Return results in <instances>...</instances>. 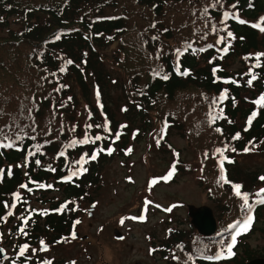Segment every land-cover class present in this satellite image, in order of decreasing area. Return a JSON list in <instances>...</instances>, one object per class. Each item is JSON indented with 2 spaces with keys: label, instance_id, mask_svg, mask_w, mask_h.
Returning <instances> with one entry per match:
<instances>
[{
  "label": "trees",
  "instance_id": "16d2710c",
  "mask_svg": "<svg viewBox=\"0 0 264 264\" xmlns=\"http://www.w3.org/2000/svg\"><path fill=\"white\" fill-rule=\"evenodd\" d=\"M127 2L0 0V130L11 140L23 137L15 147L0 149V169L4 170L0 217H6L0 219V247L16 264H36L28 251L41 241L56 244L62 235L70 234L81 213L75 212L73 204L89 206L97 201L100 175L118 148L125 150L129 144L142 142L154 124L167 119L169 130L173 120L176 126L172 129H181L193 140L200 158L198 178L215 195L218 226L212 236H203L194 227L186 235V229L176 222L181 231L172 241L174 264H246L264 258V250L252 247L249 241L264 223L261 206L253 229L240 238L231 259H202L228 241L224 237L230 226L247 211L232 188L233 184L244 188V184L231 180L230 169V183H218L216 148L227 149L233 157L229 166L235 171L240 170L236 165L240 156L252 147L248 143L262 142L264 149V107L254 103L264 95V55H260L264 54V31L252 25L264 14V0H129L133 6L125 12ZM224 12L234 17L225 20ZM57 35L60 39L53 40ZM221 37L224 41L218 43ZM167 42L174 43L168 51ZM113 45L118 46L120 55L114 48L110 54ZM183 46L185 53L176 58V50ZM225 47L228 51L224 54ZM184 71L189 74L182 75ZM253 74L257 79L249 85ZM225 90L226 107H216L213 101ZM255 109L254 122L243 129ZM211 114L219 117L215 123ZM194 115L197 118L192 119ZM237 130L241 135L234 139ZM117 133L120 138L113 143ZM96 135L102 139L69 147L73 140L94 139ZM114 144L117 149L113 148L111 155L101 152L76 180L58 181L78 166L75 161L83 154L91 156ZM61 152L65 155L60 156ZM34 183L45 187L37 188ZM23 184L32 191L22 188ZM17 193L21 202L6 208L5 203L11 206L16 201ZM26 200L48 209H57L64 201L67 208L46 215L34 212L25 226L23 217L29 215V210L22 214ZM9 210L12 216H7ZM187 224L192 225L190 219ZM219 232L222 235L218 236ZM25 243L31 248L20 257L17 251Z\"/></svg>",
  "mask_w": 264,
  "mask_h": 264
},
{
  "label": "rangeland",
  "instance_id": "374dc122",
  "mask_svg": "<svg viewBox=\"0 0 264 264\" xmlns=\"http://www.w3.org/2000/svg\"><path fill=\"white\" fill-rule=\"evenodd\" d=\"M132 6L133 4L128 0L124 11L128 12ZM171 40L174 42V38ZM140 41L144 42V37H140ZM166 45L169 47L168 51L174 43L167 42ZM112 48L117 49L118 54H121L117 45H113L109 52ZM113 91L119 95L115 89ZM216 98V107H223L224 103ZM192 106L193 104H190V108ZM215 116L217 115L211 114V118ZM195 118L197 116H192V119ZM171 122L170 130V124L165 119L161 123L154 124L149 135L145 136L142 142L129 144L125 150L118 148L116 155L102 171L103 175H100L101 186L95 195L97 198L93 203L95 207L91 205L82 209L85 212L82 211L84 216L79 225V232L82 237L84 236V240L69 238L50 246L46 251L40 249V245L33 246L34 248L27 254L49 262L52 258H56V264L59 260H64L62 264H67L66 260L70 261V264H174L176 258L172 247L174 243H169L170 248H164V245L172 241L173 237L179 236L181 226L182 229H186L184 230L186 235L189 234L191 227H194L193 224H187L188 220H191L189 211L195 212L201 207H210L217 219V210L215 195H212L207 185L198 178L201 169L200 158L193 140L186 138L181 129H172L176 123L173 120ZM245 126L246 124L243 129ZM189 127H192L191 122ZM158 140H161L159 144ZM112 147L117 149L115 144ZM239 160L236 164L239 171H235L233 166H228L231 180L242 182L245 189L241 187V192H248L251 197L254 196L252 201H255L257 193L264 188V181L257 178L258 174H264V151L262 152V149L254 144L250 147V151H245L240 156ZM182 163L187 166L181 168ZM174 164L176 171L179 166L181 172L178 176L174 174L171 180L165 182L162 178ZM176 176V180L172 181ZM153 180L157 183L152 184ZM97 188L98 186L92 192ZM146 200L151 203L146 205ZM14 203L17 205V200ZM39 205L35 201L27 200L22 214L28 210H40ZM160 205L167 209L171 207L172 213L164 212ZM141 215H146V221L131 219ZM165 215L170 216L165 218ZM122 218H126L123 223H121ZM196 228L194 230L197 231ZM216 228L218 229V226ZM259 228L260 232L252 235L249 241L252 247L264 250V223L260 224ZM116 230L123 239L116 237ZM169 233H172L170 238H168ZM222 233L219 232L217 235ZM222 244L212 254L222 250ZM208 249L210 250L211 247Z\"/></svg>",
  "mask_w": 264,
  "mask_h": 264
},
{
  "label": "snow or ice",
  "instance_id": "6c2138e0",
  "mask_svg": "<svg viewBox=\"0 0 264 264\" xmlns=\"http://www.w3.org/2000/svg\"><path fill=\"white\" fill-rule=\"evenodd\" d=\"M217 2H219V0H217ZM233 7H235V6H233ZM205 13H207V9H205ZM223 16H224V19L227 20V19H229V18H233V17H234V14L229 13V12H224ZM236 18H238V17H236ZM261 19H262V21H264V18H261ZM239 22H240V23H245L243 20H240ZM253 27H260V25H259V24H257V25H253ZM215 30H216V27H215V25H213V31H215ZM261 30L264 31V28H261ZM228 36H229V37H232V33H231V32H228ZM56 39L59 40V39H60V36L57 35V36H56ZM223 41H224V37H221L220 40L218 41V43H222ZM209 47H212V46L209 45ZM228 47H230V45H229ZM228 47H225V48L223 49V51H224L225 53L228 51ZM200 51H204V49H200ZM177 52H178V54H179V50H177ZM260 55H264V54H260ZM257 60H259V56H257ZM68 63L70 64V63H72V62H71V61H68ZM62 71H63V69H62ZM177 71H179V67H177ZM181 74H182V75H188L189 73H188L187 71H184V72L181 73ZM163 79L167 80V79H168V76H167V75H164V76H163ZM256 79H257V76H256V75H254V74L251 75V79L248 80V84L251 85L252 82H253L254 80H256ZM97 95L99 96V92L97 93ZM225 98H227L226 93L223 94V95L220 97V100L223 101ZM213 103H216V101L214 100ZM254 103H256L257 105H260V106L264 107V95H262V96H261L257 101H255ZM256 115H257L256 112H253V113H252V117H253V118H255ZM217 118H219V117H213V118H212V122H215V119H217ZM251 123H252V119H249V120H248V124L251 125ZM87 127H88V128H92L93 125H88ZM96 127H100V125H96ZM122 127H126V126H122ZM73 130H75V129H73ZM105 130H107V129H105ZM217 131H220V129H217ZM119 138H120V134L117 133L116 136H115V139L113 140V143H115V140H119ZM238 138H239V135H237L236 137H234V139H238ZM22 139H23V137L17 136L16 140H11V139H9L6 135L3 134V130H0V149H11V148L15 147V145H16V143H17L18 140H22ZM101 139H102V137H101L100 135H96V136L94 137V139H90L88 136H85V138L82 139V140H73V141L71 142V144L69 145V147H74V146H76L77 144H89V143H95L96 141H100ZM5 141H7V142H5ZM157 143L159 144V140L157 141ZM17 150H19V149H17ZM226 150H227L226 148L223 149V150H222V149H217V150H216L217 153H218V154L220 155V157H221V159L218 161V164H219V167H220V170H221V173H222L221 176H220V178H219V180H218V183L221 182V181H222L223 183H230V181L227 179V177L223 175L225 161H227L228 163H232V162H233V161L230 160L228 157H226V156L223 155V152L226 151ZM37 151H39V146H37ZM104 151H107V154H108V155H111L112 152L114 151V149H112L111 147H109L107 150H105L104 148H100L98 151L94 152L91 156H88L87 153L83 154V155L81 156V158H80L79 161H75V163L78 164V165H80V167H79L77 170L72 171V172L70 173V175L67 177V180H68V181H71L73 177H79V176L82 175L83 173H86V172L88 171V169H87L86 167H84V165L87 164V163H89L90 161H95V160L97 159L98 155H99L101 152H104ZM128 151L130 152L131 149H129ZM233 151H235V149H233ZM29 155H30V156H31V155H35V153H31V152H30ZM59 155H60V156H64L65 153H64V152H61ZM205 158H207V153H205ZM35 162H36L37 165L40 164V161H39V160H36ZM50 170H51V171H55V169H50ZM175 171H176V167H175V164H174V165L172 166L171 170H170V171L167 173V175L164 176L162 179H163L165 182L169 181V180L173 177V175L175 174ZM7 174H8V175H11V169L8 170V173H7ZM3 175H4V170H3V169H0V177H2ZM260 179H261L262 181H264V176H261ZM151 183H152V184H155V183H157V181H156V180H153ZM21 187L27 189L29 192L32 191L31 188H28V185H27V184H23V185H21ZM44 187H45L44 184H40V185H39V188H44ZM47 187H52V186H51V185H48ZM241 187H242V186L239 185V184H233V185H232V188H233V191H234L235 195L238 196V197H241V198L243 199V201H244V205H243V207H245V208H247L249 211H251V209H252V205H250V204L248 203V195H247L246 193H245V194H242V192H241ZM261 193H264V189H261L260 192L257 193V195L260 196ZM15 199H16L17 201H19V200L21 199L18 193L15 194ZM150 203H151V201H147V200L145 201V204H146V205H147V204H150ZM256 203L264 204V197H262L261 199L257 200ZM156 206L159 207V205H156ZM5 207H6V208H8V207L15 208V207H16V204L13 203L11 206H9L7 203H5ZM65 207H67V205L62 206V209L57 210V211H61V210H63V208H65ZM93 207H95V205H93ZM173 207H174V206H173ZM171 210H172L171 207L168 208V209H166V211H169V212H170ZM34 211H35V210H34ZM40 214H42V215H46L47 212H42V213H40ZM12 215H13V212H12L11 210H9L8 213H7V216H12ZM0 219L6 220V217H0ZM29 219H30V215H29L28 218H24L23 223L25 224V226H27ZM124 219H126V218H122V219H121V223H123ZM131 219H139V220L143 221V220L145 219V217H144L143 215H141L140 217H131ZM80 222H81V221L77 220L75 223H76V224H79ZM252 222H253V217L249 214V215L246 216V218H245V220H244V222H243L242 224H239V222H238L237 225H232V226H230V227H232V228H237V231L235 232V234L231 235V243H230V244L228 245V247H227V256H228V257H231V256L234 255V252H233V246H234V245L236 244V242H237V236L241 235V233H245V232H247V231L249 230V228L252 226ZM19 231L21 232V234H23V235H25V236L27 235V232L25 231L24 228H20ZM72 238H73V239L76 238V233H75V231L72 233ZM118 239H123V237H118ZM41 245L44 246V241H41ZM28 250H29V245H28V244L25 243V244L21 245V246L19 247V256H20V257H24V256H25V253H26ZM42 250L46 251V250H47V247H46V246L42 247ZM3 251H4L3 249H0V253H3ZM33 251H35V250H33ZM5 258H6V257H5ZM205 258H206V259H209V260H212V259L220 260V259H222V258H224V257H223V253H219V254H217V255L214 256V257H213V256H208V257H205ZM13 264H15V261H13ZM43 264H51V262H49V261H45V262H43Z\"/></svg>",
  "mask_w": 264,
  "mask_h": 264
},
{
  "label": "water",
  "instance_id": "95a60500",
  "mask_svg": "<svg viewBox=\"0 0 264 264\" xmlns=\"http://www.w3.org/2000/svg\"><path fill=\"white\" fill-rule=\"evenodd\" d=\"M194 221L201 232L211 234L215 231V220L209 207H201L193 212ZM264 264V260H254L248 264Z\"/></svg>",
  "mask_w": 264,
  "mask_h": 264
}]
</instances>
